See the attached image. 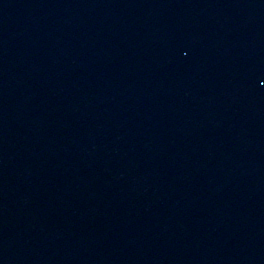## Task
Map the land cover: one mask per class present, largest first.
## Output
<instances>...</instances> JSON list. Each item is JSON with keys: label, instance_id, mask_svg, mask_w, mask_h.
Instances as JSON below:
<instances>
[{"label": "water", "instance_id": "water-1", "mask_svg": "<svg viewBox=\"0 0 264 264\" xmlns=\"http://www.w3.org/2000/svg\"><path fill=\"white\" fill-rule=\"evenodd\" d=\"M0 264H264V0H0Z\"/></svg>", "mask_w": 264, "mask_h": 264}]
</instances>
